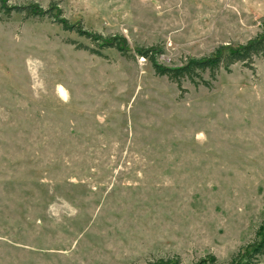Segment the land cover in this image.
Returning a JSON list of instances; mask_svg holds the SVG:
<instances>
[{"label": "rangeland", "instance_id": "1", "mask_svg": "<svg viewBox=\"0 0 264 264\" xmlns=\"http://www.w3.org/2000/svg\"><path fill=\"white\" fill-rule=\"evenodd\" d=\"M9 2L49 12L0 10V264L226 263L259 237L264 58L178 85L136 49L179 65L244 43L264 0Z\"/></svg>", "mask_w": 264, "mask_h": 264}, {"label": "trees", "instance_id": "2", "mask_svg": "<svg viewBox=\"0 0 264 264\" xmlns=\"http://www.w3.org/2000/svg\"><path fill=\"white\" fill-rule=\"evenodd\" d=\"M0 10L7 16L13 13L23 14L27 17L43 16L48 10L41 7L39 3L30 2L27 4H12L9 0H0ZM64 29L75 30L80 35L90 39L93 43L102 48H115L122 55L131 56L129 43L125 36L114 35L104 36L98 32L83 30L81 27L70 25L65 19H59ZM138 55L150 60L154 71L159 76H165L170 81L181 85L184 80H189L196 85H208L209 79H216L221 70L230 71L237 63L250 66L256 58H264V31L248 39L244 43L231 45H220L209 55L202 57H188L179 65H165L158 61L162 51L155 47H140L136 49ZM207 75V78H205ZM264 258V225L259 237L252 243L242 246L232 255L226 263H220L215 256L200 259L190 264H261ZM147 264H185L178 257L154 258Z\"/></svg>", "mask_w": 264, "mask_h": 264}]
</instances>
